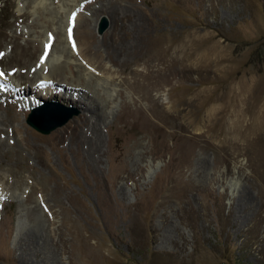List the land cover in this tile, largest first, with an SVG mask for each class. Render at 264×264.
Returning <instances> with one entry per match:
<instances>
[{
	"label": "rangeland",
	"instance_id": "obj_1",
	"mask_svg": "<svg viewBox=\"0 0 264 264\" xmlns=\"http://www.w3.org/2000/svg\"><path fill=\"white\" fill-rule=\"evenodd\" d=\"M2 1L0 264H264V0Z\"/></svg>",
	"mask_w": 264,
	"mask_h": 264
},
{
	"label": "water",
	"instance_id": "obj_2",
	"mask_svg": "<svg viewBox=\"0 0 264 264\" xmlns=\"http://www.w3.org/2000/svg\"><path fill=\"white\" fill-rule=\"evenodd\" d=\"M106 27L107 22L104 20L101 30H105ZM74 115V111H69L63 105L55 102H45L40 106L32 108L26 122L42 134H50L55 129L66 124Z\"/></svg>",
	"mask_w": 264,
	"mask_h": 264
},
{
	"label": "bare ground",
	"instance_id": "obj_3",
	"mask_svg": "<svg viewBox=\"0 0 264 264\" xmlns=\"http://www.w3.org/2000/svg\"><path fill=\"white\" fill-rule=\"evenodd\" d=\"M26 82V81H25ZM19 93H23L21 92V90H18ZM76 95H74V99L77 103H81V104H86L88 103V105H85V109L87 112H90L91 115H89L87 117L86 112H84V122L88 123V130L91 131V133L96 136L94 138H99L98 137V133L99 130L97 128V124H100V120H103L105 117V106L102 103L103 98L101 99V97H97L96 95H92L89 93H80V92H75ZM84 100V101H83ZM39 105V101H35L34 103L30 104V108L33 106ZM90 120H92L93 122L90 123ZM98 120V121H97ZM167 235H163V238H166ZM171 237V236H170Z\"/></svg>",
	"mask_w": 264,
	"mask_h": 264
},
{
	"label": "trees",
	"instance_id": "obj_4",
	"mask_svg": "<svg viewBox=\"0 0 264 264\" xmlns=\"http://www.w3.org/2000/svg\"><path fill=\"white\" fill-rule=\"evenodd\" d=\"M6 3H7V2H6V0H5V1H2V4H3V6H5V5H6Z\"/></svg>",
	"mask_w": 264,
	"mask_h": 264
},
{
	"label": "snow or ice",
	"instance_id": "obj_5",
	"mask_svg": "<svg viewBox=\"0 0 264 264\" xmlns=\"http://www.w3.org/2000/svg\"><path fill=\"white\" fill-rule=\"evenodd\" d=\"M69 33H71V30H69ZM73 46H75V45H73ZM0 75H3V73H2V72H0Z\"/></svg>",
	"mask_w": 264,
	"mask_h": 264
}]
</instances>
